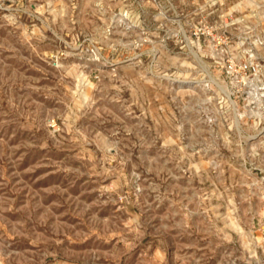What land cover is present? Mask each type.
I'll return each mask as SVG.
<instances>
[{
  "label": "rangeland",
  "instance_id": "374dc122",
  "mask_svg": "<svg viewBox=\"0 0 264 264\" xmlns=\"http://www.w3.org/2000/svg\"><path fill=\"white\" fill-rule=\"evenodd\" d=\"M249 55L264 0H0V264H264Z\"/></svg>",
  "mask_w": 264,
  "mask_h": 264
},
{
  "label": "built area",
  "instance_id": "2783aa9c",
  "mask_svg": "<svg viewBox=\"0 0 264 264\" xmlns=\"http://www.w3.org/2000/svg\"><path fill=\"white\" fill-rule=\"evenodd\" d=\"M204 32L210 35L211 38H214L212 30L207 29L206 31H202V33ZM222 41L225 42L224 40ZM217 43H220V41H217ZM225 71L230 78L232 85L235 86L236 90L234 93L240 95L245 94L248 96L251 103L254 102L252 99L257 101L264 100V77L262 76V66L254 55H249L243 59H230L227 61ZM262 235L264 238V231Z\"/></svg>",
  "mask_w": 264,
  "mask_h": 264
},
{
  "label": "bare ground",
  "instance_id": "6f19581e",
  "mask_svg": "<svg viewBox=\"0 0 264 264\" xmlns=\"http://www.w3.org/2000/svg\"><path fill=\"white\" fill-rule=\"evenodd\" d=\"M183 31V30H182ZM189 44V43H188ZM192 53V52H191ZM195 53V52H194ZM199 60V59H198ZM200 61V60H199ZM205 66V65H204ZM208 67V66H207ZM213 81V80H212ZM214 82V81H213ZM215 83V82H214ZM219 87V86H218ZM225 91V94H226V97H227V99L230 101V103L232 104V106L234 107V108H236V103L234 102V100L232 99V97H231V95H230V92L229 91H227V89L226 90H224ZM236 112V111H235ZM238 118V117H237ZM239 127V126H238Z\"/></svg>",
  "mask_w": 264,
  "mask_h": 264
}]
</instances>
